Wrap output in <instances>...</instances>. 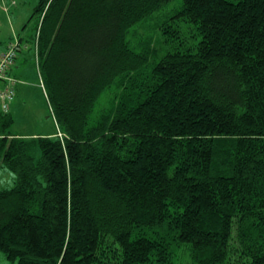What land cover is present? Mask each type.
<instances>
[{
	"label": "trees",
	"instance_id": "obj_1",
	"mask_svg": "<svg viewBox=\"0 0 264 264\" xmlns=\"http://www.w3.org/2000/svg\"><path fill=\"white\" fill-rule=\"evenodd\" d=\"M174 1L38 0L18 39L62 137L0 112L9 260L264 264V0H180L152 49L135 29Z\"/></svg>",
	"mask_w": 264,
	"mask_h": 264
},
{
	"label": "rangeland",
	"instance_id": "obj_2",
	"mask_svg": "<svg viewBox=\"0 0 264 264\" xmlns=\"http://www.w3.org/2000/svg\"><path fill=\"white\" fill-rule=\"evenodd\" d=\"M179 3L180 0H175L149 19L141 22V30L140 28L135 29L139 33V39H150L152 49L162 50L164 44L161 42L160 31L157 30V27L176 13L175 10ZM37 4L38 0H0V51L6 47L3 51L7 52L12 40H17L16 42L19 43V36L24 37L31 33L30 30L33 27L31 17ZM175 20L179 19L176 18ZM179 24L186 26L183 21H180ZM186 32L187 35L191 34L190 29H187ZM135 35L132 33L128 35L133 46H136L138 41ZM21 45L20 43V48L15 45L17 47L15 63L9 71V75L17 80L14 101L11 102L9 110L15 120L11 133L14 135L26 134L30 138H34L49 130V132L54 131V133L46 137L61 138L62 133L58 132L59 126L54 120L46 92L41 83L37 56L34 55L33 51H25L24 53ZM36 45L37 41L35 40L33 43L35 52L37 50ZM16 62L17 65H15ZM108 97L101 101V108H104L103 106L108 102ZM14 185L15 175L6 167L0 168V189L12 188ZM17 263V260H9L0 251V264Z\"/></svg>",
	"mask_w": 264,
	"mask_h": 264
},
{
	"label": "built area",
	"instance_id": "obj_3",
	"mask_svg": "<svg viewBox=\"0 0 264 264\" xmlns=\"http://www.w3.org/2000/svg\"><path fill=\"white\" fill-rule=\"evenodd\" d=\"M16 41L14 40L9 43L7 52H0V112L4 114L9 112L15 93L12 85H10L13 83V80L8 76V72L15 63L14 59L17 54V47L20 48V42ZM21 48H23L22 45Z\"/></svg>",
	"mask_w": 264,
	"mask_h": 264
},
{
	"label": "crops",
	"instance_id": "obj_4",
	"mask_svg": "<svg viewBox=\"0 0 264 264\" xmlns=\"http://www.w3.org/2000/svg\"><path fill=\"white\" fill-rule=\"evenodd\" d=\"M10 41H11V39H10ZM10 41H9V42H10ZM9 42H8V43H9ZM11 42H12V41H11ZM8 43H7V44H8ZM5 48H6V47H5ZM5 48H4V49H5ZM4 49H3V50H4ZM3 50H1V51H3ZM1 51H0V52H1ZM15 65H17V62H16ZM9 113H10V112H9ZM53 133H54V131H52V132L50 131V132H49V130H48L46 133H42V134L40 133V134H38L37 136H49L50 134H53ZM17 135H18V136H21V137H28V138H30V136H29V135H26V134H17ZM37 136H36V137H37Z\"/></svg>",
	"mask_w": 264,
	"mask_h": 264
},
{
	"label": "clouds",
	"instance_id": "obj_5",
	"mask_svg": "<svg viewBox=\"0 0 264 264\" xmlns=\"http://www.w3.org/2000/svg\"><path fill=\"white\" fill-rule=\"evenodd\" d=\"M2 113V112H1ZM9 113V112H8Z\"/></svg>",
	"mask_w": 264,
	"mask_h": 264
}]
</instances>
